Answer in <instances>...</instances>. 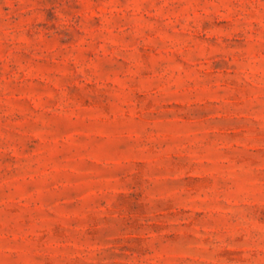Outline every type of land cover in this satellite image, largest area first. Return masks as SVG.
Returning a JSON list of instances; mask_svg holds the SVG:
<instances>
[{
  "label": "rangeland",
  "instance_id": "1",
  "mask_svg": "<svg viewBox=\"0 0 264 264\" xmlns=\"http://www.w3.org/2000/svg\"><path fill=\"white\" fill-rule=\"evenodd\" d=\"M0 264H264V0H0Z\"/></svg>",
  "mask_w": 264,
  "mask_h": 264
}]
</instances>
